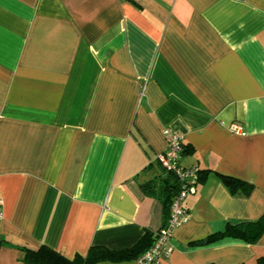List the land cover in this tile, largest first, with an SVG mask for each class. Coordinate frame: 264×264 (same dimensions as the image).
Segmentation results:
<instances>
[{
    "label": "crops",
    "instance_id": "obj_1",
    "mask_svg": "<svg viewBox=\"0 0 264 264\" xmlns=\"http://www.w3.org/2000/svg\"><path fill=\"white\" fill-rule=\"evenodd\" d=\"M168 127L200 177L159 264H259L264 232L208 237L264 214V0H0V264L163 227Z\"/></svg>",
    "mask_w": 264,
    "mask_h": 264
},
{
    "label": "trees",
    "instance_id": "obj_2",
    "mask_svg": "<svg viewBox=\"0 0 264 264\" xmlns=\"http://www.w3.org/2000/svg\"><path fill=\"white\" fill-rule=\"evenodd\" d=\"M169 177L174 179V183L171 184L167 181L166 191H169L165 198L167 210L170 209L169 200L179 190L175 175L170 173ZM222 177L231 192L235 193L239 189H242L246 193H249L251 185L247 182L228 175H222ZM263 232L264 214L257 220L236 223L228 222L223 230L211 234L208 237V241L216 242L224 238H234L245 242H255ZM154 239V234L147 232L137 244L130 248L113 250L103 246H91L85 256L76 255L73 258H68L64 254L47 246H40L36 249L21 247L23 255L20 264H99L102 261L118 262L135 260L153 245ZM259 264H264L263 258L259 259Z\"/></svg>",
    "mask_w": 264,
    "mask_h": 264
},
{
    "label": "built area",
    "instance_id": "obj_3",
    "mask_svg": "<svg viewBox=\"0 0 264 264\" xmlns=\"http://www.w3.org/2000/svg\"><path fill=\"white\" fill-rule=\"evenodd\" d=\"M234 133H241V126L234 122L230 125ZM167 148L158 155V160L166 173H173L178 181L179 190L170 203L169 216L166 224L154 233V243L136 259V264H159L172 252L171 239L176 227L190 219L186 207L189 194L195 192L199 182L200 168L198 166H183L179 163L184 150L183 136L171 128L164 129ZM3 219L2 202L0 199V222Z\"/></svg>",
    "mask_w": 264,
    "mask_h": 264
},
{
    "label": "water",
    "instance_id": "obj_4",
    "mask_svg": "<svg viewBox=\"0 0 264 264\" xmlns=\"http://www.w3.org/2000/svg\"><path fill=\"white\" fill-rule=\"evenodd\" d=\"M203 243H206V240H204Z\"/></svg>",
    "mask_w": 264,
    "mask_h": 264
}]
</instances>
